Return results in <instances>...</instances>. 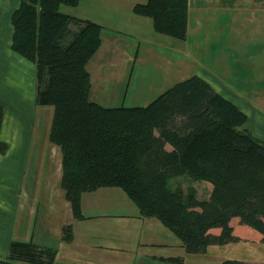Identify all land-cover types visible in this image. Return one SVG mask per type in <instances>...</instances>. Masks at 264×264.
<instances>
[{"label": "trees", "instance_id": "16d2710c", "mask_svg": "<svg viewBox=\"0 0 264 264\" xmlns=\"http://www.w3.org/2000/svg\"><path fill=\"white\" fill-rule=\"evenodd\" d=\"M79 1L19 0L10 43L35 66L36 103L53 106L49 139L61 153L60 185L73 216H82V192L119 187L141 217L157 219L188 254L211 244L264 242V144L245 129V113L197 75L146 105L106 107L90 100L86 65L100 46L101 27L60 11ZM133 11L149 17L155 32L185 39L188 0H147ZM4 108L0 100V153L7 149ZM179 175L205 182L207 198L169 188L168 179ZM70 237L71 226L64 225L61 239ZM56 253L55 247L11 241L4 260L54 264Z\"/></svg>", "mask_w": 264, "mask_h": 264}, {"label": "crops", "instance_id": "0c3cea01", "mask_svg": "<svg viewBox=\"0 0 264 264\" xmlns=\"http://www.w3.org/2000/svg\"><path fill=\"white\" fill-rule=\"evenodd\" d=\"M118 3L121 4L120 2ZM134 4H136V2L133 4L129 3L125 10L122 9V6L113 8L108 7L107 11H111L112 14L111 16L109 14L108 18L115 20L116 23H120L122 28L129 27L133 30H138L149 27L153 29L152 21L150 23L149 20L146 19L147 16L139 15L133 11ZM219 4L224 5L225 2L222 0H188L186 37L181 40L180 45H173L169 53L164 51L161 47H159V49L152 48L155 45L151 48L146 47L143 49H140L138 46V49H136L137 55L133 56L118 45V34H113V32H111L113 30L109 33H105L103 25L93 21L101 27V43L86 65L91 83L89 96L94 87L98 85L104 86L108 82V85H111L120 79L121 69H125V75L128 79L127 85L129 86L132 83V89L136 91L134 99H143L144 102L155 99L164 90L191 75H197L203 78L218 93L226 96L222 85H227L228 82H224L220 77L209 71V66L206 64L204 66L202 65L205 59L208 63L213 60L216 64L218 61L222 60L220 58V49L218 50L217 47L212 48L213 46L210 47L208 43L210 39L213 43L215 40L219 39V36L211 30V28H215V26L210 23L211 15L208 11L211 9L210 6L213 5H217L215 8L213 7V10L220 9L218 7ZM245 5L249 7V12H245L248 15L243 19L242 16L244 11L240 10L239 15L236 13L234 20L237 22V28H235L232 33H238L240 36L243 33L244 37L254 36V39H257L258 35L262 36V32L258 33L260 28L256 22V15L257 13H264V0H250L248 4L240 3V1L237 0V6L235 7H244ZM129 12L131 14H129ZM262 15L264 16V14ZM79 19H88L92 21L88 17ZM240 26H243V32L238 29ZM110 28L114 29V27ZM237 29L239 31H237ZM125 31L124 29V32ZM122 32L123 31H121V33ZM211 34L214 37H210ZM230 41V46L226 47V52L229 51L228 56H230V58L226 59H236L234 55L239 56L243 54L245 58L243 57L242 61L248 68L252 66L255 68L264 67L263 48L256 51L255 57H247V53L250 50L245 51L244 49H248V46L252 45L248 44V42L244 43L243 41L241 46H239L236 39H231ZM259 42L254 46L259 45ZM251 49H253V47ZM223 51L224 49H222V54L224 53ZM140 52L143 53L141 60L146 57L145 53L151 58V66L154 72L151 73L149 80L146 81V86H148L147 90L150 95L147 99L145 98L146 94L142 95L138 90L139 87L141 88L145 85L143 75L140 74V70H138L136 75L133 76L131 68H129L130 61H135ZM254 62L256 64L252 65ZM218 65L223 67L221 64ZM105 78H107L108 82H105ZM230 84L231 83H228V85ZM127 88L124 89L122 94L121 98L123 99H125L127 95ZM228 99H230V97H228ZM149 102L150 101H148V103ZM146 104L147 103H143L142 105ZM27 144L28 142L15 141L13 145H7L5 153H0L2 156L11 151V155H17L15 160L4 162V164L0 158V172H15V180L10 178L12 188L11 185H9L11 189L5 188L0 191V200L8 205L3 206L0 204V260H4L8 243L11 241L26 242L24 241V237L23 239H13L9 236L10 229L13 226L12 222L15 220L16 216L14 213L16 211L23 213L26 210L28 215H33V213L37 211V207L29 204V196L23 191V193H21V188L18 183V177L21 173L23 160L26 155L25 152L28 148ZM50 144L51 149L54 148L53 146H56L53 143ZM55 158L57 159V157ZM51 159L54 161L53 156ZM58 160L60 165L55 169L54 162L52 166L50 165L51 167L46 165L47 171L45 170L46 173L44 172L45 184L42 186L43 191L40 195L44 199L45 204H48L46 212L51 210L50 213L55 214L54 218H57L50 228L56 238L59 239V249L55 247L57 249L55 263L176 264L171 258L178 257L181 259L182 264H220L221 261L225 259L264 264V242L260 241L240 240L222 245L211 244L207 246L204 253H186L180 240L157 219L141 217L135 204L128 199L124 191L119 187H100L95 190L82 192L79 198L82 216L80 218H75L70 203L65 198L64 190L60 185L61 158L57 159V161ZM56 169H58V174L56 175L57 179L56 182L51 185L50 182ZM204 187L206 190L204 195H199L196 188L193 187L199 199H206L208 196L207 185H204ZM59 197L64 203L63 207L60 206ZM64 205H66V207L68 206L69 211L64 212ZM64 225L71 226V240L69 242H65L61 239V229ZM0 264L5 263L0 262Z\"/></svg>", "mask_w": 264, "mask_h": 264}, {"label": "rangeland", "instance_id": "374dc122", "mask_svg": "<svg viewBox=\"0 0 264 264\" xmlns=\"http://www.w3.org/2000/svg\"><path fill=\"white\" fill-rule=\"evenodd\" d=\"M145 1L146 0H80L77 6L61 5L60 11L78 18L88 17L92 21L103 25L105 33H109L113 30L111 31L113 34H118V45L133 56L137 55L136 49H138V46L140 49H143L146 47L151 48L155 45L152 48L159 49V47H161L164 51L169 53L173 45L181 44V40L162 35L149 27L138 30H133L129 27L122 28L120 23H116L115 20L108 18L109 14L110 16L112 15L111 11H107L108 7L113 8L122 6V9L125 10L129 3H142ZM222 1H224L225 4H219L218 7L220 9L213 10L215 6H217L213 5L210 6L211 9L208 10L211 15L210 23L215 26V28L212 27L211 30L219 36V39L215 40L214 43L211 39L208 43L210 47L213 46L212 48L217 47L218 50L220 49V58L222 60L218 61L216 64L213 60L208 63L205 59L202 65L204 66L206 64L209 66V71L220 77L224 82L227 81L231 83L228 85L226 82L227 85H222L226 96L229 95L228 97L232 99L229 100L245 113L247 117L244 124L245 129L264 144V67L255 68L252 66L248 68L242 61L244 57L243 54L239 56L234 55L236 59H226L230 58V56H228L229 51L226 52V47L230 46L231 39H236L239 46H241L243 41L244 43L248 42V44L252 45L248 46V49H244L245 51L250 50L247 53V57H255L258 49H264V16L262 15L264 13H257L256 15V22L260 28L258 33L262 32V36L258 35L257 39H254V36L244 37L243 33L240 36L238 33H232L234 32L233 30L237 28V22L234 18L236 13L239 15L240 10H242L244 11L242 16L244 19L246 15H248L249 7H246V5L244 7H235L237 6V0ZM239 1L243 4L250 3V0ZM18 4L19 0H0V100L5 105L1 140L6 142L7 145H13L15 141L28 142V148L25 152L26 155L23 160L21 173L18 177V183L21 188V193L24 192L29 196V204L37 207V211L33 213V215H28L26 210L23 213L16 211L14 213L16 215L15 220L12 222L13 226L10 229L9 236L13 239H23L24 237V241L26 242H33L38 245L51 246L59 249V239L56 238L50 229L57 218H54L55 214L50 213L51 210L46 212L48 204H45L44 199L40 195L43 191L42 186L45 184L44 172L45 170L47 171V166H52L53 162L54 169L59 167L60 162L59 160L57 161V159L61 158V153L58 146H53L54 148L51 149V142L49 139L53 106L39 105L36 103L35 66L31 61L20 56L10 48L12 34L11 15ZM129 14L131 13L129 12ZM146 19L151 23L149 18L146 17ZM110 27H114V29ZM72 28L75 29L76 27L72 25ZM124 29L126 30L125 32ZM238 29L242 32L244 31L243 26H240V28L238 27ZM238 29L237 31H239ZM121 31L123 32L121 33ZM210 37L214 36L211 34ZM69 39V37H66L63 43H67ZM258 42L259 45L254 46ZM252 47L253 49H251ZM222 49H224L223 54ZM142 55L143 53L140 52L136 60L130 61V66H128L131 68L133 76L136 75L138 70H140V74L143 75L145 85L141 88L139 87L138 90L140 94H146L145 98L147 99L150 95L147 90L148 86H146V81L149 80V76L154 72L151 66V58L145 53L146 57L141 60ZM218 64H221L223 67ZM255 64L254 62L252 65ZM127 81L125 69H121L120 79L108 85L109 82L107 78H105V82L108 83L104 86L98 85L94 87L89 99L106 107L119 105L139 106L151 101L147 100L144 102L143 99H134L136 91L132 89V83L129 86L127 85ZM125 88H127V95L125 99H123L121 97ZM226 96L223 97L228 99ZM16 156L15 154L11 155V151H9L6 155H0V158L4 164V162L15 160ZM52 156L54 161L51 159ZM55 157H57V159ZM14 174L15 172H0V191L5 188H10V178L15 180ZM57 174L58 169L55 170L52 176L51 185L56 182ZM204 185H206V183L195 181L186 175H179L168 179L169 188L173 189L176 186H180L183 188L184 194L194 191L193 187H195L199 195H204L206 191ZM1 201L2 200H0L1 205L8 206L7 203L5 204V202ZM59 202L61 203L60 206L63 207L64 203L60 197ZM63 210L64 212L69 211L68 206L66 207V205H64Z\"/></svg>", "mask_w": 264, "mask_h": 264}, {"label": "water", "instance_id": "95a60500", "mask_svg": "<svg viewBox=\"0 0 264 264\" xmlns=\"http://www.w3.org/2000/svg\"><path fill=\"white\" fill-rule=\"evenodd\" d=\"M0 262L5 263V264H16V263L8 262V261H6V260H0Z\"/></svg>", "mask_w": 264, "mask_h": 264}]
</instances>
